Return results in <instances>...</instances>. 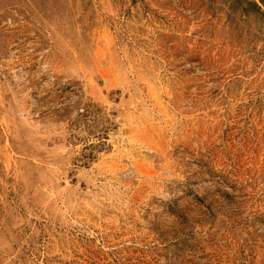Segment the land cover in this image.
Instances as JSON below:
<instances>
[{"label":"rangeland","instance_id":"obj_1","mask_svg":"<svg viewBox=\"0 0 264 264\" xmlns=\"http://www.w3.org/2000/svg\"><path fill=\"white\" fill-rule=\"evenodd\" d=\"M0 264H264V0H0Z\"/></svg>","mask_w":264,"mask_h":264}]
</instances>
